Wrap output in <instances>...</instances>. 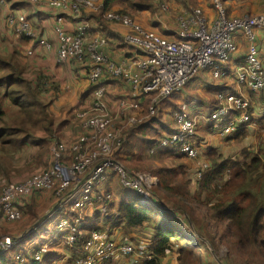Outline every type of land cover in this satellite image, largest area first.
I'll use <instances>...</instances> for the list:
<instances>
[{
    "label": "built area",
    "instance_id": "1",
    "mask_svg": "<svg viewBox=\"0 0 264 264\" xmlns=\"http://www.w3.org/2000/svg\"><path fill=\"white\" fill-rule=\"evenodd\" d=\"M26 3H41L58 11L55 25L57 37L56 61L74 62L86 71L89 79L98 83L94 91V102L76 113L79 130L69 143L53 144L48 155V167L36 175H31L20 183H10L2 188L0 195V216L6 221L20 218V210L15 205L16 198L36 191H53L62 198L52 210L56 226L62 233V243L71 246L76 241V222L87 208L105 211L111 198V189L96 194L94 187L99 185L106 173L113 170L121 185L134 190L141 205L154 198L152 187L157 178L148 172L138 173L113 158L114 152L122 142L123 131L133 124L143 121L148 111L142 108L146 98L151 103L159 96L168 95L181 88L205 67L211 66L216 59L226 62L235 51L234 33L241 31L246 41L245 62L236 68V81L253 92L264 90V65L256 44L255 28L264 26V12L252 16L229 17L226 13V0H211L214 16L209 19L199 6L181 15L176 30L165 28L161 35L152 29H145L138 21L126 13L109 10L104 17L128 28L123 34L124 43L133 49V55L113 60L109 58L108 39L99 33L90 34V25L81 19L83 10H102V2L96 0H20ZM8 0H0L6 5ZM164 4L159 11L163 12ZM66 16L76 21L75 30L69 32L63 27ZM158 18V17H157ZM105 19V20H106ZM161 23L162 19H157ZM7 27L16 36L27 40L26 54L32 55L37 47L50 50L52 42L40 37L32 22L23 13L10 12L5 18ZM162 27H165L161 25ZM141 51L142 54H136ZM216 77L223 74L214 69ZM112 77L125 80L131 87L132 98H121L116 103V113L112 116L106 110L101 97L104 85L101 78ZM217 106L207 117L211 128L220 137L226 138L246 126L250 120L247 112L249 100L242 94L219 92ZM141 108V109H140ZM145 110V114L136 112ZM149 111L153 109L149 106ZM237 112V113H235ZM177 130L161 140L163 146L175 145L187 158L198 157L199 148L194 144L196 133L195 118L188 117L185 106L173 115ZM117 122V123H116ZM116 124L118 126H116ZM55 145V146H54ZM71 157L66 164L63 156ZM54 156V157H53ZM65 162V163H64ZM55 164V168L51 169ZM70 165V166H67ZM207 164L202 163V168ZM73 183L77 185L70 190ZM71 187V188H70ZM16 239L10 235L0 236V252L13 246ZM89 254L78 258L77 264H93L96 259L111 258L118 254H129L137 261L154 260L144 248L134 250L127 243H115L106 237L105 231L92 230L91 237L84 245ZM46 246L37 247L35 260L40 259ZM16 254L15 258H19Z\"/></svg>",
    "mask_w": 264,
    "mask_h": 264
},
{
    "label": "trees",
    "instance_id": "2",
    "mask_svg": "<svg viewBox=\"0 0 264 264\" xmlns=\"http://www.w3.org/2000/svg\"><path fill=\"white\" fill-rule=\"evenodd\" d=\"M101 2L103 4L102 10H83L81 13L86 21L91 18L96 22V32L90 29V34L99 33L106 37L111 49L113 46H116V44L124 45L127 49L132 51V53L129 52V56L133 55V49L124 43L122 38L123 34L115 28V23L103 19L102 14L109 10L124 13L128 11L129 8L132 10L145 11L150 7H148L149 4L146 3V0H101ZM114 5H121V7H117L116 9ZM2 53L0 54V69H6L7 72L0 77V83H3L4 86L7 87V90L11 85L18 84V88L22 87L25 93L30 96L28 99L23 98L21 94H15V92L18 91L17 89L11 88L8 92H11L13 103L19 105L21 111H26L27 108H29L27 111L31 112L34 109L41 108V111L47 118V106L39 99V93H42V90L41 92L39 90V85H44L43 91L45 92L55 89L56 83L52 81L50 78L51 76H44L43 74L38 77L39 84L36 79L29 81L22 74L24 66H22L23 68L20 67L15 60ZM136 54L141 55L142 52L137 51ZM109 58L111 57L109 56ZM227 62L228 61L220 63V61L215 59L211 66H207L202 70L206 72L204 78L205 85L203 87L207 89L210 88L209 90L212 93L215 89L220 87V84L216 83H214V85L210 83L207 87V70L208 72L210 71L212 78H223V74L216 77L212 74V71L216 68L221 70L226 69L228 67ZM244 62L245 56L242 64ZM197 75L190 78L178 90L168 95L159 96L152 103L150 98H146L142 108L148 111V115L144 117L142 122L133 124L123 131L121 147L113 154L120 162L125 163L126 160L130 161V157L138 152L124 149L122 144L125 140V143H127L128 140L131 141V138L136 137V135L138 142L148 143L147 148L156 144V147H153L154 150L149 149V152H153L154 154H148L147 158L150 159L151 157V159L154 158V160H150V162L145 164V171L142 170V168H144L143 166L141 167L140 164L135 166L136 164L133 162L134 160H140L143 156L132 157L130 162L131 167L135 166L136 170L151 172L157 177V182L152 187V192L155 194L156 199H151L146 205L139 204L136 192L130 188L123 187L116 177L115 172L110 170L104 182L113 184L114 179L119 182V193H117L119 198L112 201V199L116 197L115 190H113L112 199L108 200L105 211H100L96 207L87 208L91 210L90 213L92 215L84 216L76 222V241L71 246L64 245L62 249V251L66 249L72 252L66 258L68 264H77L76 260L78 258H84L89 254V252H85L83 245L90 239L92 230L105 231L106 237L112 239L109 234L113 228H116L118 234L116 238L112 239L115 243L118 244L123 242L130 244L134 247V250L138 247L144 248L147 253L153 254L154 258H161L166 252H173L176 255L178 264H193L194 259H196L199 264H208L213 256L212 253L207 252V246L206 248H201V242L207 243L215 249L214 244L216 239L223 242V240L227 238L228 240L226 241H228L229 246H233L239 253L238 256H240V259L237 260L239 264H246L249 261L264 262V159L256 155L248 158L246 155H242L241 158L233 157L223 159L221 156L222 153L217 151L215 146H208L206 147L207 160L197 161L200 154L203 152L199 145V154L198 157L195 158L196 162L191 164V161L181 153L177 146H163L161 144L162 138L171 135L177 130L173 115L181 111V104L184 102H179V99L169 102L171 101V97L182 90L183 87L188 86V84L193 85V81ZM87 78L89 79L88 76ZM103 78L104 76L100 81L102 84ZM107 79H112V75H108ZM90 82L92 88L89 95L94 98V91L99 87V82L96 83L91 80ZM241 86L243 87V85ZM244 88L249 90L247 87ZM250 91L251 90H249V92ZM104 92L107 93L105 85ZM219 92L223 91H218L217 94ZM232 93L237 95L240 94L235 90L232 91ZM121 98L122 97H119L118 100ZM123 98H132L131 93ZM168 104L169 107L167 110L171 112L169 121L170 123H174V127H170L163 119V112L165 111L163 105L167 106ZM187 104L189 109H186V113L188 117L191 118L194 117L195 114L204 115L205 109H207V106L205 107L200 103H196L192 99L187 101ZM149 106L152 107V112L149 111ZM214 106L213 107L216 108L217 100L216 104L214 100ZM193 107L198 108L193 109ZM140 109L136 112H139ZM212 110L213 108L209 111V114ZM250 111V108H248L247 112L249 115H251ZM25 113L28 114L27 112ZM3 116L4 111L0 110L1 142H3L4 138H7L6 135H9L10 132H19L17 129H14V127H9L7 120L3 119ZM51 124L52 122L50 119L47 126H51ZM158 126L161 127L159 128V135H163L160 139L159 137L155 139H149V137L144 138L143 135H141L149 130H153V134L157 133L156 127ZM208 128L213 131L210 126H208ZM199 132H202V130ZM26 134H28V132ZM23 135L25 136V134ZM74 136H72L71 140H74ZM139 136L140 138L138 139ZM199 139L201 140L202 138ZM36 142L40 145L43 144L45 140L40 139L35 141V143ZM127 146L132 147L133 144L128 142ZM165 160L167 162H165ZM204 162L207 164L206 168H202V163ZM108 187L107 185L105 188ZM98 188L97 193H100ZM159 190L162 192L161 194H159ZM51 194H53L52 198H54V193L51 192ZM30 195L32 194L21 195V197L16 198L15 205L21 210V217L24 206L18 203L22 200L26 202L27 199H29V203L25 205V207H29L34 201V199L29 198ZM85 215H88V213ZM93 216L94 221H91ZM16 221L17 220L9 222ZM125 227L138 229L136 232L138 235V239H136L137 243L133 242L127 234L122 232ZM56 228L57 226H55V229ZM55 229L51 231L50 235L55 233ZM56 230L58 231V229ZM38 231L37 228H31L26 235L16 239L11 248L0 254V264H27L25 259L28 260L29 263L37 261L34 258V252L37 250L38 246L35 250H31L33 253L30 250L29 253H26L25 251H21V249H17L21 253L19 258H15L17 250L13 254H10V251L14 248H21L26 239L30 237L32 239ZM144 232L148 234L145 235ZM218 233H220L219 238L217 237ZM59 235L62 241V233L59 232ZM123 238L125 239L122 240ZM141 244L145 245L143 246ZM49 247L48 250L41 253V258L44 255H51L50 250L54 251V249L58 247V244L57 242H53ZM46 257L51 260L50 256ZM202 257H205L207 262L206 260H202ZM107 259L109 258L101 260L96 259L93 264H109L110 260ZM105 260L108 262H105ZM141 261L143 264L155 263L153 260ZM227 261H229V264H237L236 261H234V257L232 258L230 255H227ZM43 263L47 264L48 261Z\"/></svg>",
    "mask_w": 264,
    "mask_h": 264
},
{
    "label": "crops",
    "instance_id": "3",
    "mask_svg": "<svg viewBox=\"0 0 264 264\" xmlns=\"http://www.w3.org/2000/svg\"><path fill=\"white\" fill-rule=\"evenodd\" d=\"M210 7H207L206 15L209 19H212V17L214 16V8L213 5L211 3L210 0ZM26 6H23V5ZM27 7V8H25ZM225 7H226V12L227 15L229 17H237L239 15H255L258 13H261L264 11V0H226L225 1ZM202 8V7H201ZM30 9V10H27ZM203 9V8H202ZM213 10V11H212ZM13 12V13H23L33 24L34 29L36 30L37 34L40 37H44L47 40H49L50 42H52L53 47L50 50H46L43 47H37L35 52L32 55H28L26 54L25 51V47L28 46L26 43V40L24 38H21V36H16V34L11 31L5 22V18L7 16L8 13ZM58 15V11L52 8H49L46 5H43L41 3H36V4H32V3H26V2H21L20 0H8V3L6 5H2L0 4V50L3 51V55L7 56V57H11L13 60L16 61V63L23 68V76L26 77V79H28L29 81H32L33 79L37 80L38 82V77L41 76V74H43L44 76H51L50 78L53 79L56 74V76H61L62 77H67L69 78V76L71 77V80H69L70 83V87H71V91L70 94L68 93H64L63 88L58 85L56 82V86L55 89L52 90H47V91H43L44 90V85H39V90L42 93L37 92V94L40 96L39 99L46 105L48 106L49 110H54L57 106H66L69 108H76L77 109H81L84 108L85 105L87 106V104L84 105L85 100L83 99L85 96H89L90 94V90H91V82H89L90 80L87 78L86 73L83 69L78 68L77 69V65L75 63L72 62H65V63H58L56 61V46H57V37L55 34V25H56V16ZM31 16H36L38 18V21H34L31 19ZM89 21V25H90V29H92L93 32H96V22L94 20H92L91 18L88 20ZM115 24V28L118 29V31L122 34L126 33L128 28L124 27L123 25H121L120 23L114 22ZM76 26V21L75 20H71L68 19V17L66 16L65 18V22L63 23V27L66 31H73L75 30ZM157 30V29H156ZM255 37H256V43H257V47L259 50V54L261 57V61L264 65V26H258L255 28ZM233 40L235 43V51L231 54L230 59L228 60V67L226 69H223V78L218 77V79H214L211 77L210 71L208 72L207 70V87L209 86V84H220L217 89H215L213 91L212 94H210V88H205L203 87L205 85V81L204 78L206 76V72L205 71H200L198 73V75L196 76L195 80L193 81V85H195L196 89L200 88V85L207 91V97L204 100H199L202 105H206L207 106V113L209 114V111L214 108V100H215V104H216V94L218 91H223V92H231L232 91H237L240 94L247 96L249 103H250V119H251V123L249 124V126L242 128L238 133H240L242 131V133L240 134V136H238V141L241 142H237L238 147L241 146L240 143H242L243 146L247 145V142L252 144L251 149H253L254 145L255 147L257 146V142H258V138L261 142L264 141V106L263 103L261 102V99L264 97V90L263 91H257V92H249V90H246L244 88V86L242 87L237 81H236V68L242 64L243 60H244V56H245V51H246V43L244 40V37L242 35L241 31H236L234 33L233 36ZM108 50H109V56L111 58H113V60H119L120 58H124L125 56H129V52L132 53L131 50L127 49L124 45L121 44H116V46H113L112 49L110 47V45L108 44ZM21 55V56H20ZM66 67H68V70L66 69ZM59 69V75L54 71V69ZM7 72L6 69H0V77L5 74ZM86 76V77H85ZM108 77V76H107ZM106 76H104L103 78V84L106 87L107 93L114 98L113 99H109V101L111 102V106L113 108L116 107V103L118 102V97H125L128 96L131 93V87L130 85L123 79L120 78H115L112 77V79H107ZM124 81V82H123ZM11 88H14L15 90L17 89V94H21V96L23 95V91L21 88H18V84L15 85H11L10 88H8V90H10ZM7 87L4 86L3 83H0V110L4 111V109H7L6 111H4V116L3 119L6 120V116L8 115V112L10 110H13L15 107L19 108V105L13 103L12 101V96H11V92H8ZM215 92V94H214ZM54 93V94H53ZM53 94V98L52 99H48V96ZM258 94H261V97H258ZM117 98V99H116ZM28 99V98H27ZM61 104V105H60ZM205 106V107H206ZM214 106V107H213ZM48 108H46V110L49 112ZM194 108H198V107H193ZM20 110V109H19ZM55 125V124H54ZM62 125L65 129L66 127L64 126V124H60ZM78 125V124H77ZM56 126V125H55ZM209 124L207 123V132L204 130L203 126L199 129V131L202 130V132H200L197 136V142L199 143V145L201 146V148L205 151L206 145L209 144L210 146H215L219 152H224V149H219L218 145L222 144V142L220 141V143H217L216 139H225L220 137L216 132L211 131L208 128ZM256 126H260L259 128H257ZM78 126L74 125V129H78ZM15 133V132H13ZM66 134H69L70 136L72 135V132L68 129H66L65 131ZM237 133V134H238ZM236 134V135H237ZM29 135H36L34 134H25V136H29ZM207 135H210V138H207ZM37 136V135H36ZM34 136V137H36ZM37 141L40 140L42 138L41 137H36ZM35 138V139H36ZM199 138H202L201 140ZM208 139L211 140V143L208 142ZM215 140V141H213ZM15 141H11L10 138H4L3 142L0 141V147L4 146L6 147L7 145L9 146L6 151H0V159L1 157H6V155L8 154V150L9 148L13 147ZM7 144V145H6ZM31 145V144H29ZM27 144H24L22 149H18L17 151H11L10 155H11V159H16L15 155L17 152H19L17 155L19 154H26L27 151H32L34 153L35 151V145L33 146H29ZM22 146V145H20ZM242 146V147H243ZM21 148V147H20ZM242 149V148H241ZM262 150L264 151V147L262 148ZM226 151V150H225ZM241 152V150L239 151V153ZM48 153L46 156V159H48ZM66 155L63 156V158ZM260 156H262V154H260ZM239 158L242 157V155L237 156ZM264 159V158H263ZM189 160V159H188ZM191 161V160H190ZM48 162V161H47ZM195 163V160L191 161V164ZM33 174V173H32ZM32 174L28 175L25 178L30 177ZM107 174L105 175V179L107 178ZM116 177L118 178V176L116 175ZM16 180H20V179H16ZM119 180V178H118ZM8 181H5L3 183H6ZM120 182V181H119ZM118 182V183H119ZM110 182L105 183V187L109 185ZM121 184V183H120ZM105 187H101V189L103 190ZM108 189V188H107ZM41 192H46V191H41ZM51 192V191H50ZM98 192V191H97ZM36 194V193H35ZM154 194V193H153ZM34 194L32 193V195L29 196V198H31ZM155 196V194H154ZM35 198V199H34ZM32 199L39 201V199H37L36 197H34ZM119 195L116 194V198L118 199ZM156 198V196H155ZM54 198H50L49 200H51V203L54 205L55 201L52 202V200H54ZM29 199H27V201H21L18 204L24 206V209L26 208L25 205L28 202ZM19 209V208H18ZM20 210V209H19ZM21 211V210H20ZM91 210L90 209H86L85 210V214L88 213V215H84V216H91L92 214L90 213ZM22 213V212H21ZM51 211L48 213V217H52L50 215ZM83 216V214H82ZM81 216V218H82ZM35 217V215L30 219L32 220ZM80 218V219H81ZM56 221L57 219H55L54 217H52V223H49V226H45L43 225L42 227H44V230H49L48 233L44 234L42 233L40 235V239L35 240L36 238L33 237L32 239H30L28 243V246H25L23 243L21 251H25L26 253H29V250L33 251L36 249L37 246H41V245H45L46 246V250H48L50 247L49 245L52 244L53 242H57L58 247L54 249V251L50 250L51 255L58 253L60 251V249L64 247V244L62 243L61 239H60V235L59 232L55 229L56 226ZM0 222H6L4 219H1ZM7 223H15V222H7ZM42 223V222H40ZM31 228H37V230H39V222H34L31 224ZM55 229V233L53 235H50L51 231ZM134 230L136 228H133ZM145 233V232H144ZM2 234H6L5 232L0 230V236H2ZM148 233H145V235H147ZM110 237L116 238L118 236L117 234V230L116 228H113V230L111 231V233L109 234ZM121 235V234H120ZM119 235V237H120ZM138 235H136L137 237ZM138 239V237H137ZM141 245H145V244H141ZM66 250V249H65ZM31 251V252H32ZM20 253L19 250L16 251V254ZM33 253V252H32ZM69 254H65V259L62 260L61 262H63L62 264H68L66 261V258L68 257ZM120 254L114 256V258H116L117 256H119ZM131 257V256H130ZM23 258V257H22ZM122 258H120L119 260H111L109 264H122L123 261H120ZM129 259V258H128ZM244 260V258H243ZM25 261L27 262V264H33V262H30L28 260L25 259ZM53 261H55V259H53ZM154 262L156 261V263L161 264V262H165V261H169V264H178L177 259H176V255L173 252H166L165 255L161 258H154L153 260ZM136 260L131 257V260L128 261H124V264H135ZM58 263H60V261H58ZM139 263V262H138ZM143 264V263H141Z\"/></svg>",
    "mask_w": 264,
    "mask_h": 264
},
{
    "label": "rangeland",
    "instance_id": "4",
    "mask_svg": "<svg viewBox=\"0 0 264 264\" xmlns=\"http://www.w3.org/2000/svg\"><path fill=\"white\" fill-rule=\"evenodd\" d=\"M96 2H101V0H96ZM210 0H146V3H148V9H146L145 11H138V10H132L131 8L128 9V11H125L124 13L132 16L133 18H135L139 23H141L143 25V27H145V29H152L153 31L159 32L161 35L165 36L170 34V31H166V33L163 34L161 29H165L168 28L170 30H176L177 28V20L178 18L183 15L186 12H189L192 8H195L197 6L202 7L203 11L205 12L207 10V7H210ZM161 4H164L165 7L167 9H165L163 12L159 11V7L161 6ZM23 6H26L25 4ZM117 9V7H121V5H114ZM27 8V7H25ZM113 8V7H112ZM212 8V7H210ZM30 10V9H27ZM99 11V10H97ZM213 11V10H212ZM106 12V11H105ZM206 13V12H205ZM227 13V12H226ZM103 19H106L104 17V12L102 14ZM158 17V18H157ZM31 19L34 21H38V18L36 16H31ZM81 19L85 20V18L83 17V15L81 14ZM157 19H162L163 21L158 22ZM74 20V19H72ZM107 20V19H106ZM161 25L165 26L162 27ZM26 40V38H25ZM27 42V40H26ZM2 53V51H0V54ZM21 56V55H20ZM72 62V61H71ZM74 63V62H72ZM79 67H77L78 69ZM66 69L68 70V67H66ZM54 71L59 75V69H54ZM54 78L52 79L53 82H56L58 85H60L63 88L64 93H68L70 94L71 91V87H70V83L69 80H71V77L69 76V78L67 77H62L61 76H53ZM86 77V76H85ZM90 82V81H89ZM190 87V88H189ZM22 90H24L22 87H20ZM262 91V90H261ZM207 90H205L201 85L199 89L195 88V85L192 84H188V86L183 87L182 90H180L177 94H174L171 97V101L169 102H173V100H177L179 99V102H182L181 105L185 106V111L189 106L187 104V101L189 100H194V102L196 103H203L200 102L199 100H204L207 97ZM15 94H17V92H15ZM54 94V93H53ZM53 94L48 96V99H52L53 98ZM210 94H212V92L210 91ZM104 96V97H103ZM101 100L104 103L106 110L108 111V113L110 115H114L116 113V107L113 108L111 106V102L109 101V99H113L108 93L103 94ZM188 96V97H187ZM261 94H258V97H261ZM23 98H30L29 95H27V93H25V90L23 91ZM95 98V97H94ZM94 98H92L90 95L85 96L83 99L85 100V104L92 106L93 102H94ZM119 98V97H118ZM249 98V97H248ZM117 99V98H116ZM261 102L263 103L264 106V97L261 99ZM61 105V104H60ZM165 108V111L163 112V119L165 120V122L170 126V127H174V123H170L169 121V116H170V110H167V108L169 107V104L167 106L163 105ZM206 106V105H205ZM86 107V105H85ZM48 108V106H47ZM29 108H27L28 110ZM80 109V108H79ZM76 108L72 109L66 106H57L54 110H49L46 111V113H48V117L46 118L45 114L41 111V108L38 109H34L31 112L26 111H21L19 110V108L15 107L13 110H10L8 112V115L6 116V120L8 122V126L9 127H14V129H17L16 132H10L9 135H6V137L10 138L11 141H15L13 147L9 148L8 150V154L6 155V157H1L0 159V195L2 194V188L10 183H20L22 181H24L28 175L34 173L33 175H36L38 173H40L39 171H43L45 168L48 167V164H50L51 159L48 156V159H46L47 153L49 148L53 145V144H60V143H69L72 136H74L77 132L78 129H74V125L78 126L77 124H79V121L76 117V112L79 110ZM197 109V108H194ZM7 109H4V111H6ZM8 111V110H7ZM25 112H27L28 114H26ZM139 113H143V111H140ZM44 115V116H43ZM45 117V118H44ZM207 109H205L204 115L203 114H195V116L193 117V119L195 118V122H196V133L194 135L195 140L197 139L199 132V129L203 126L204 130L207 132V122L209 126L211 127V121L207 120ZM51 119V126H47L49 120ZM64 124V126L66 127V129L70 130L72 132V135L70 136L69 134H66L65 131L66 129L60 125V124ZM251 123V119L248 122V126ZM56 126H55V125ZM116 126H118L116 124ZM257 128H259L260 126H256ZM8 128V127H7ZM159 128H161L160 126L156 127L157 133L153 134V130H149L147 132H145L143 135L144 138H148L149 139H155L157 137H159V139L163 136V135H159L160 134V130ZM28 132V134H36L34 136L36 137H41L43 136L45 142L43 144L38 145L37 142L35 143V141H37L36 137H33L32 135L29 136H24L23 134H26ZM242 133V131L240 133H238L237 135H233V136H229L226 139H216L217 143H220V141L222 142V144L218 145L219 149H224V152H222L221 156L224 158H233V157H237L240 155H246V157H252V156H259L261 158H264V151L262 150V148L264 147V141L261 142L259 140V138L257 139V146L253 147V149H251L252 144L247 142V145L243 146L242 143L241 146L238 147L237 142H241L238 141V136H240V134ZM159 135V136H158ZM36 138V139H35ZM140 138V136L138 137V139ZM207 138H210V135H207ZM132 140H128V142L132 143L133 146L129 147L128 142L122 144V147L124 149H128L131 150L133 152H138L137 154H134L130 157V161L129 160H124V162H122L127 168H129L130 170L133 171H137L138 173H143L141 171L136 170L135 166H138L140 164V166L144 167L142 168V170H146L145 168V164H147L148 162H150V160H154V158L148 159L147 155L148 154H154L153 152L150 153L149 149H153V147H156V144L150 148H147L148 143H143V142H138L137 140V135L136 137L131 138ZM136 139V140H134ZM158 139V140H159ZM157 140V141H158ZM220 140V141H219ZM1 141V140H0ZM33 141V142H32ZM215 141V140H213ZM208 142L211 143V140L208 139ZM24 144H31L29 145L30 147L33 146L34 144H36L35 146V151L34 153L32 151H27L26 154H19L17 155L19 152H17L15 155L16 159H11V155L10 152L12 151H17L18 149H22ZM7 145V144H6ZM22 145V146H20ZM55 146V145H54ZM210 146L209 144L206 145V147ZM243 146V147H242ZM9 146L7 145L6 147L1 146L0 147V151H6V149ZM21 147V148H20ZM119 148L121 147V143L118 146ZM212 147V146H211ZM242 148V149H241ZM203 152L200 154L199 159H197V161H201V160H207L206 157V152H207V148H205V151L203 149H201ZM218 151V149H216ZM226 150V151H225ZM241 150V152L239 153V151ZM260 154H262V156H260ZM143 156V157H141ZM54 157V156H53ZM132 157H141L140 160H134L133 162L136 164L135 166L131 167V158ZM114 159H117L115 156H113ZM189 160H193V159H189ZM195 162L196 159L194 158ZM48 161V162H47ZM64 161L67 162L66 164L71 163V157L66 155L64 157ZM168 161V159H167ZM165 160V162H167ZM64 162V163H65ZM70 166V165H67ZM55 168V164L52 165L51 169ZM154 169V168H153ZM152 169V170H153ZM149 171V170H147ZM16 179H20V180H16ZM5 181H8L6 183H3ZM104 183H108V182H104ZM103 183V187L105 186ZM77 183H73L72 186H76ZM113 190H115V194L119 193V183L117 182L116 179L113 180V184H109ZM102 187V185H101ZM73 187L70 189L72 190ZM53 192V191H51ZM50 191L46 192H39L36 191L35 193H33L34 195L31 198L36 197L37 199H39V201L34 200L33 203L29 206L26 207L23 210V214L22 217L20 215V218L17 219V221L15 223H7L9 221L6 222H0V230L5 232L6 234H2V235H10L15 237V239H18L19 237L26 235L29 230L31 229V224L34 222H39V231L37 233H35L34 237L39 241L40 239V235L42 233L46 234L49 232V230H44V227H42L43 225L45 226H49V223H52V217H48V213L50 211L53 210V208L56 206V204L60 201V199L62 198L60 195H57L55 192L54 196L55 199L52 200L55 201V204L53 205L51 203V200H49L50 198L52 199L53 194H51ZM162 192L159 190V194H161ZM131 194V193H130ZM116 198V197H115ZM115 198L112 199V201L116 200ZM35 199V198H34ZM31 200V199H30ZM85 212V211H84ZM84 212H83V216L84 217ZM21 213V211H20ZM35 215V217L30 220L33 216ZM0 221H1V216H0ZM91 221H94V216L92 217ZM42 222V223H40ZM138 229H131L129 227H125L123 228L122 232L124 234H127L130 239L136 242V232ZM143 232V231H142ZM219 234L217 235V237L219 238ZM29 236V235H28ZM31 239V237L29 239H26V244H24L25 246H28V243ZM125 238H123L122 240H124ZM33 240V239H32ZM228 240L225 239L223 240V242L218 241L216 239L215 242V249L207 244V243H203L201 242V248H206L207 246V252L208 253H212L213 258H211L209 260L208 264H215L216 261L218 264H229V261H227V255H230V257H234V261H236L237 264H239L237 262V260L240 259L239 253L233 248V246H229L228 244ZM24 242V243H25ZM15 246V245H14ZM22 248V247H21ZM21 248H14L11 249L10 254L15 253V251L17 249H21ZM139 248V247H138ZM138 248H135V250H137ZM72 252L70 250H64L62 251V248L60 249V251L58 253L52 254V255H44L42 256V258L40 257L39 261H35L33 262V264H44L43 262H47V264H62L63 262H61L62 260L65 259V254H71ZM46 256H50L51 260L47 259ZM132 255L129 254H120L119 256H117L116 258H109L107 260H119L120 258H122L120 261H123L122 264H124V261H130ZM129 258V259H128ZM202 260H206L205 257H202ZM53 259H55V261H53ZM107 260H105V262H108ZM58 261H60V263H58ZM139 262V263H138ZM207 262V260H206ZM142 261L141 260H137L135 262V264H141ZM216 263V264H217ZM154 264H158L155 263ZM161 264H169V261H165V262H161ZM193 264H199L198 261L196 259H194ZM207 264V263H206ZM246 264H264V262H259V261H249Z\"/></svg>",
    "mask_w": 264,
    "mask_h": 264
},
{
    "label": "clouds",
    "instance_id": "5",
    "mask_svg": "<svg viewBox=\"0 0 264 264\" xmlns=\"http://www.w3.org/2000/svg\"><path fill=\"white\" fill-rule=\"evenodd\" d=\"M22 37V36H21ZM261 91V90H260ZM263 91V90H262ZM249 106H250V103H249ZM143 111V113L142 114H145V110H142ZM174 114V113H173ZM209 115V114H208ZM174 120V119H173ZM250 121V120H249ZM175 122V121H174ZM176 124V123H175ZM248 126V124L246 125V126H244V127H242V128H245V127H247ZM241 128V129H242ZM240 129V130H241ZM239 130V131H240ZM238 131V132H239ZM214 132V131H213ZM238 132H236L235 134H237ZM235 134H233V135H235ZM233 135H230V136H233ZM229 137V136H228ZM227 138V137H226ZM163 139V138H162ZM194 144L199 148L200 146H199V143L197 142V140H195V138H194ZM201 148V147H200ZM202 149V148H201ZM182 154H184L183 152H181ZM184 156L186 157V155L184 154ZM187 158V157H186ZM187 159H190V158H187ZM115 160H117V159H115ZM194 160V159H193ZM118 161V160H117ZM122 163V162H121ZM109 173V172H108ZM148 173H151V172H148ZM34 174V173H33ZM152 174V173H151ZM152 175H154V174H152ZM155 176V175H154ZM156 177V176H155ZM157 178V177H156ZM105 180H103L99 185H97V186H95L94 187V192L96 193V194H100V193H103L104 191H108L109 189H111V198H110V200L112 199V196H113V188L111 187V186H109L108 187V189L107 188H104L103 190L101 189V184H103V182H104ZM100 186V187H99ZM71 187H73V186H71ZM70 187V188H71ZM99 187V188H98ZM97 188L100 190V193H97ZM136 195H137V193H136ZM153 196H154V194H153ZM137 199H138V203H139V197H138V195H137ZM154 200L156 199L155 198V196H154V198H153ZM140 204V203H139ZM57 205V204H56ZM55 208V207H54ZM50 215L52 216V217H54L53 215H52V211H51V213H50ZM55 219H56V217H54ZM1 253H3V252H0V254ZM17 254H19V253H17ZM38 261V260H37Z\"/></svg>",
    "mask_w": 264,
    "mask_h": 264
}]
</instances>
